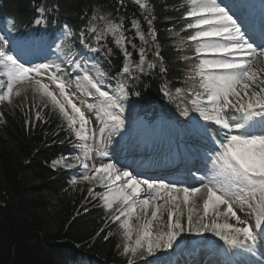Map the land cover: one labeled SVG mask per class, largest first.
Instances as JSON below:
<instances>
[{"label":"trees","instance_id":"trees-1","mask_svg":"<svg viewBox=\"0 0 264 264\" xmlns=\"http://www.w3.org/2000/svg\"><path fill=\"white\" fill-rule=\"evenodd\" d=\"M141 2L147 7L135 0H0V15L16 28H33L37 20L50 30L69 27L71 50L88 49L102 77L118 92L125 86L129 107L145 117L163 114L184 121L200 87L197 43L187 39L194 31L186 28L189 6L186 0ZM112 25H120L117 33L110 31ZM141 49L143 73L135 67ZM125 63L130 76L122 73ZM43 100L47 107L30 91L0 102V264H72L80 256L127 264L133 255L124 252L123 234L109 212L87 199L81 184L70 183L69 170L51 167L54 159L70 154L75 136L59 109ZM148 258L146 250L135 255L136 261Z\"/></svg>","mask_w":264,"mask_h":264},{"label":"snow or ice","instance_id":"snow-or-ice-1","mask_svg":"<svg viewBox=\"0 0 264 264\" xmlns=\"http://www.w3.org/2000/svg\"><path fill=\"white\" fill-rule=\"evenodd\" d=\"M186 2L189 6L186 16L193 18L186 24V28L194 30L187 39L197 42L195 48L197 54L211 56L210 59H200L195 66V75L201 78L200 86L207 92V102L211 108L197 105L195 111L199 112L204 121L212 122L221 129L227 130L219 142V150L215 151L212 158L214 166L212 177L208 179L207 183H202L200 188H179L175 183H165L163 180L140 179L126 169L121 172L115 163H104L99 166L93 164L90 167L89 164L82 162L83 168L87 171L81 179L90 184L98 182L107 187L105 181H109L111 184L122 181L119 187L109 188L107 192L97 193V195L101 196L107 209H113L114 205H119L116 208L119 215H115L112 219L120 221L122 216L125 217L120 223V228L124 229L126 239L131 240L133 231H136L134 244H125L123 249L125 253L131 252L133 256L137 255L139 249L145 247L149 254H152L156 249L171 248L181 233L185 231V225L180 216L174 218L173 211L169 209L167 231H160L154 235L151 225L152 221L157 218L161 207L156 202L158 200L165 204L174 202L177 199L176 194L182 192L183 201L188 204L189 195L199 193L201 188L206 189V198L203 203L204 216H208L210 210L215 216H220L219 207L226 205L223 215L230 214L235 218L237 224L245 226L237 227L230 223L219 224L213 219L210 224H201L199 228H193L192 210L189 209L188 232L194 231L196 234L212 232L225 244L232 247H243L245 246L244 241L256 242L258 235L264 236V75H260L252 64L258 54L264 55V42L256 45L252 37L242 30L237 19L233 18L234 13L230 14L232 9L221 6L217 0H186ZM135 3L142 8L147 7L141 0H135ZM39 11L41 14L44 13L43 8ZM41 22V20L36 21L37 24ZM148 23L151 25V20ZM134 27L139 29V25H136L135 22ZM119 28L120 25H112L110 31L117 33ZM65 35H71V32L67 31ZM138 35L141 40H144L143 34L138 32ZM122 38L121 34L117 43ZM92 51L98 50L92 49ZM125 54L131 56V53H128L126 49ZM69 63H74L77 69L84 72V75L77 76L76 80L86 82V85L94 89L101 98L99 106L87 104V108L89 110L96 109L97 117L101 120L106 117V122L110 124L112 130L121 129L124 125L121 115L124 108L120 97L110 96L109 92L102 90L100 85L103 80L94 79L88 74L87 69L81 68L79 61H69ZM144 64L145 56L141 49L140 60L135 67L143 73ZM0 65L8 69L6 90L0 91V102H11L10 97L14 85L23 81H32L33 90L40 95L44 106L47 107V102L43 100L46 97L66 117L68 128L75 137L81 141L86 140L85 126L88 119L84 111L72 102L69 94L65 91V81L55 72L50 77L59 89V96L63 98L59 99L56 93L49 90L47 84L42 83L40 79L33 80L29 75L35 73V76L39 77L42 70H47L50 67L48 64L26 68L18 63L17 58L10 55L5 47L0 46ZM147 66L148 68L154 67L152 63H148ZM56 70L60 71L59 65H56ZM122 73L131 75L130 63L124 64ZM3 74L0 73V75ZM98 75L103 76L104 74L98 72ZM4 86L5 82L0 81V88H4ZM77 86L79 87L80 83ZM177 92H180V89H177ZM119 93L121 97L127 96L123 84L119 87ZM88 95H92V93L89 91ZM193 104H196L195 100ZM66 105L71 107L72 113L75 115L68 113ZM228 110H233L240 115L229 116ZM184 114L187 115V110ZM36 119H41L39 112L36 114ZM77 119L79 121L78 128L75 127ZM254 128L257 130L253 131ZM234 130L240 131L237 134H232ZM103 131L104 128H101V132ZM201 179L203 180V177ZM70 183L76 184L77 178L73 177ZM88 191L91 193L93 189L89 188ZM144 192L151 195H145L141 199V194ZM165 197L170 199H165ZM234 205L238 206L241 212L244 211L245 206L250 210L245 214L255 216L254 228L260 229V233H256L252 225L247 224V221L237 215ZM150 207L154 209L151 211V219H146L142 225H138L134 229L130 223L133 214L139 208L147 217ZM240 236H243L244 241L239 239ZM104 238L108 239L107 236ZM247 248L252 251V245H248ZM128 264H134L133 260L129 259Z\"/></svg>","mask_w":264,"mask_h":264},{"label":"rangeland","instance_id":"rangeland-1","mask_svg":"<svg viewBox=\"0 0 264 264\" xmlns=\"http://www.w3.org/2000/svg\"><path fill=\"white\" fill-rule=\"evenodd\" d=\"M223 2L224 1L222 0L220 3L222 4ZM190 20L192 21L193 18L190 17ZM9 31H11L9 27L7 29L0 31V46L5 47L6 50H9L11 48V45H15V44L19 43L18 40H13L12 34H10V35L7 34ZM31 35H32V32L30 30L24 34L25 42H27V44H28V41H29ZM60 35H62V36H60ZM60 35L57 36L54 39V41L48 45V47L46 48V51L42 54L41 58H39L36 62L33 63L34 65H23V66L26 68H33V67H38L41 64H48L50 67L47 70H42V73L39 77H36L35 73H30L29 75L32 77L33 80L34 79H40L42 83L47 84L49 86V90L56 93V95L59 99H63V98L59 96V89L56 87V84L52 82L50 77H51L53 72L56 73V65H59L61 69L64 68L63 74L59 77H61L65 81V84H66L65 91L69 94L70 98L72 99V102L75 103L78 107H80L82 111H84V113L88 119V123L85 126V135H86L87 139L83 140V141L78 140V142H80V143H79V147H78V151H77V161L75 162V164L77 166L79 165V167H80L79 171H82V174H80V176L82 177L84 174H86V171H87L83 168V163H87L91 167L94 164V160L97 156L103 155V154L111 151V147H112V145L116 144L117 139L112 140L113 135H114V130H112L110 128V125H108V126L106 125L107 124L106 119L105 118L103 120L99 119L97 117V110L96 109L89 110L87 108V104H95L96 105L97 103H96V101L88 98V96H89L88 92L89 91L94 92L95 90L91 89L90 86H87L86 82H83V81L78 82L76 80V77L77 76L82 77L84 75V72L81 71L80 69H77L75 67V65H73L72 69L76 71V76L68 79V75H67L68 71L67 70L70 68V65H69L70 60H67L65 62H61L57 53H56V50H54V48H53L54 45L60 44L61 37H65L63 35V33H60ZM35 41H36L35 47L33 50H36L35 56L37 57L39 54L38 52L40 50H42L44 44L46 43V37L41 34L37 38H35ZM9 51H10L9 54L13 55L12 50L10 49ZM198 55H199V60L203 59V58H209V59L211 58V56H204L202 54H198ZM42 58H45V59H42ZM263 61H264V57H260L258 55L252 61L255 65V66H253V68L255 70H258L259 71L258 73L260 75H264V63H263ZM18 63H19V61H18ZM83 66L85 67V69H87L88 74L93 76L94 79L101 80L95 69H93V68L89 69L85 64ZM52 68H54V69H52ZM81 68L84 69L83 67H81ZM7 72H8V69H6V68H4V66L0 65V73H4L1 81L5 82L4 88H0V91L6 90ZM78 83H80L79 87L77 86ZM29 90H33L32 81H23L21 83L14 85L10 100H12L15 96H17L20 93H23L26 91L29 92ZM102 90L110 93V85L104 84ZM203 99L205 100L203 107H208L210 109L211 105L208 104V102H207V92L206 91L203 94ZM66 109H67L69 114L75 115L74 113H72L70 106L66 105ZM228 115L229 116L232 115V110H228ZM257 119H259V118H257ZM202 122L204 123V125L200 127L201 133L202 132L205 133L208 130H210L209 131L210 133L214 132V129L216 128L214 126V123H212V122L207 123L206 121H202ZM75 127H79L78 119H77V124L75 125ZM101 128H104L103 132H101ZM132 128L133 127L130 126V131L128 132L129 134L134 133V130ZM252 130L255 131L257 129L254 128ZM238 131H240V130H234L232 132V134H237ZM120 132L122 134L121 136H123V134L125 133L124 131H122V129ZM88 134H89V136H88ZM109 136H111V140L109 139ZM209 138H210V134H209ZM131 141H133V140H130V142ZM216 144H217V142H215V145ZM85 153H86V155H85ZM65 161L66 160L58 162L56 164V166L67 167L68 165H70L69 162L66 161L67 162L66 163ZM81 177L77 179V182H80L84 185V188H85L87 195H90L91 197L101 199V196L97 195V193L103 194L109 190V188L105 187L104 185L99 184L98 182H93L90 184L88 181L82 180ZM89 188L93 189V191L91 193H89V191H88ZM99 188H103V190L98 191ZM191 197H194V196H191ZM101 201L103 202L102 199H101ZM117 207H119L118 204L113 206L114 209H116ZM190 207L192 208V206H190ZM234 208L237 212V215L242 213L238 206L234 205ZM243 212L248 213V212H250V210L247 209V207L245 206ZM116 214L119 215V213L117 211H116ZM246 216H248V217L247 218H243L241 216L240 217H241V219L247 221V224L252 225L254 228V225H255V220L253 218L254 215H246ZM137 217H139V219H137ZM124 219H125V217L122 216L120 219V222H122ZM145 220H146L145 216H141V215L135 216L133 214L130 223L133 226V228L135 229L138 225H142L145 222ZM233 223L236 224L237 227H244L245 226V225L237 224L235 218L233 219ZM201 224H209V220L201 219L199 226H201ZM121 230L124 232V229H121ZM151 231L153 232L154 235L160 231H167V224H166V227L159 228V230L157 232L155 231V228L153 227V224H152L151 225ZM123 236H124V233H123ZM192 236H194L192 233H186L185 232L177 238V240L173 243V246L171 248H160V249L154 250L156 255L157 254L162 255L159 259H157V262L155 264H163V261L166 260V255L168 254V252L170 250L174 249V250L180 251L182 248L189 246L192 243V241H191ZM135 240H136V231L135 230L133 231L131 240L123 238L124 245L125 244H134ZM202 240L209 241V243H212L214 241L215 243L220 244L219 245L220 247L222 246L221 244L225 243L224 241L220 240L219 237L215 236L212 232H209L208 234H206L205 232L201 233V241H200V238L196 239L195 244H200V246H201L202 244L205 243ZM242 241H244L243 236H242ZM255 243L256 242H253V241H244L245 246H243L242 249H246L248 245L255 246Z\"/></svg>","mask_w":264,"mask_h":264},{"label":"bare ground","instance_id":"bare-ground-1","mask_svg":"<svg viewBox=\"0 0 264 264\" xmlns=\"http://www.w3.org/2000/svg\"><path fill=\"white\" fill-rule=\"evenodd\" d=\"M219 1H222V0H218V3H219ZM252 64H253V66H255L253 62H252ZM159 129L162 130L161 127H159ZM219 130L222 133V135L227 131V130L221 129L220 127H219ZM167 133H169L167 135V137L170 138L171 137V131L169 130ZM163 142H164L163 138H160L159 140H157L155 142V145L157 147L158 146L162 147ZM131 147H137V148L132 150L131 154H125L124 151L126 149H130ZM143 153H145V151L135 144H132V143L127 144V145L120 144L118 146V151H117L116 155L111 156L109 154V155L97 156L94 160V164L96 166H99V165L104 164V163H115L117 165V168L120 169L121 172L126 169L129 172H131L134 176H137L139 174V166L141 164H143V158H142V160H138L137 154H143ZM151 164L152 163H149V165H151ZM113 179H114V176H113ZM207 182H208V179H203L201 181V183H207ZM105 183H106L107 187L113 188V187H119V185L122 183V181H116L115 184H111V183H109V181H105ZM205 194H206V189H201V191L196 196H194V197L189 196L188 204H185L183 201V193H177L176 194L177 199L174 202H170L168 204H165V203H163V201L158 200L156 203L161 205L160 212L158 213L157 218L154 221H152L153 222L152 224H153V227L155 228V231L157 232L159 230V228L166 227L169 209H171L173 211L174 218H175V216H180L182 223H184V225H185V231L182 232L181 235L185 232L190 233L186 230L188 228L187 216L189 214V209L192 210L193 228H199L200 227L199 225H200L201 217H203V219H205V220H209V224L211 223V221L213 219L216 221V223H219V224H224V223L234 224L233 223L234 218L231 217L230 214L228 216L223 215V212L226 209V205H221L219 207V211L221 212L220 216H215L212 210L209 211L208 216L202 215V214H204L203 203H204V199L206 198ZM145 195H151V194L144 192L141 194V199ZM165 199H170V198L165 197ZM177 205H178V207H177ZM190 206H192V208ZM153 210H154L153 208H151V207L149 208L148 215H147L146 219H151V211H153ZM134 215L135 216H139V215L145 216L144 212L141 211L139 208L137 209L136 213H134ZM234 225H236V224H234ZM191 233L194 235L191 237L192 240L194 238H201V234H196L194 231ZM205 233L208 234L209 232H205ZM217 253H221L220 248H217ZM188 254H189V249L185 248V247L182 248V254L181 255L177 254V252L174 249H172L168 252V255H169L168 260L171 262V264H186L188 261L192 262V261L197 260L196 257H193V256H190L189 258H187ZM242 257H243V259L241 260V264H264L252 252H249V253L247 252L246 255H243ZM200 261H201V258L197 260V263Z\"/></svg>","mask_w":264,"mask_h":264}]
</instances>
